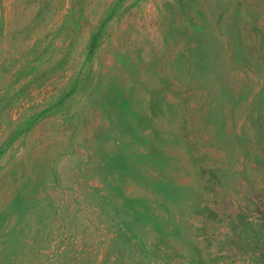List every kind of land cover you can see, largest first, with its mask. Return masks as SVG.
<instances>
[{
	"label": "rangeland",
	"instance_id": "374dc122",
	"mask_svg": "<svg viewBox=\"0 0 264 264\" xmlns=\"http://www.w3.org/2000/svg\"><path fill=\"white\" fill-rule=\"evenodd\" d=\"M0 264H264V0H0Z\"/></svg>",
	"mask_w": 264,
	"mask_h": 264
}]
</instances>
